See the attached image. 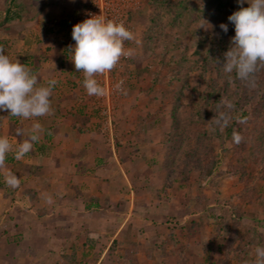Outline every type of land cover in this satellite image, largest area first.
I'll return each mask as SVG.
<instances>
[{
    "label": "crops",
    "instance_id": "1",
    "mask_svg": "<svg viewBox=\"0 0 264 264\" xmlns=\"http://www.w3.org/2000/svg\"><path fill=\"white\" fill-rule=\"evenodd\" d=\"M85 2L0 0V48L37 75L38 86L57 80L51 114L25 119L0 111V136L12 146L0 167V264L65 263L88 239L143 246L153 236L146 235V228L138 234V218L132 219L138 193L151 197V175L162 185V166L150 164L157 156L151 148L153 133L126 132L111 144L114 136L104 131L99 98L86 93L83 73L71 61V30ZM128 109L123 107L122 127L130 126ZM36 120L43 128L40 139L16 160L15 149ZM137 141L142 144L136 146ZM8 172L19 178L17 187L6 184ZM122 198L128 208H121ZM145 226L153 229L149 222Z\"/></svg>",
    "mask_w": 264,
    "mask_h": 264
},
{
    "label": "rangeland",
    "instance_id": "2",
    "mask_svg": "<svg viewBox=\"0 0 264 264\" xmlns=\"http://www.w3.org/2000/svg\"><path fill=\"white\" fill-rule=\"evenodd\" d=\"M186 1L188 9L178 6L167 10V0H129L131 4H127L125 15L134 39L125 41V46L134 49V53L122 61L119 75L124 91L112 107L111 130L105 127L104 131L114 136L111 144H116L118 135L121 137L126 132L132 131L138 136L144 131L153 133L151 148L157 156L152 158L151 165L163 168L172 150L175 152L181 143L191 149L193 158L197 156L212 165V171L205 179L199 178V171H192L189 176L177 175L173 170L163 171L162 185L152 180L155 174L151 175L148 182L151 197L137 191L136 215H132V219H140L135 223L138 234L145 228L146 235L153 232L143 246L123 243L119 246L108 237L93 243L88 239L80 253L64 257L65 263L63 259L58 260V264H255V248L264 246V179L252 160L234 155V142L226 136L224 124L217 123L218 120L223 123L219 115L204 116L202 123H186L190 142L173 141L170 99L175 89L170 78L158 68L162 47L154 42L168 35L176 40L169 55L185 49L191 55L197 48L205 56L212 54L214 50H221L224 39L234 33L227 17L248 4L239 5L237 0ZM88 2L79 11L77 21ZM221 23L228 25L226 33L219 27ZM195 59L191 57V62ZM200 72L198 69L188 72L191 86H200ZM213 76L216 77L215 70ZM191 99V92L184 91L178 105L183 123L192 109H196ZM99 104L103 109L99 108L100 116L105 118L104 103L99 101ZM126 105L129 109L125 117L130 126L122 127V111ZM138 142L136 146L142 144ZM179 153L175 152L172 159L181 168ZM132 175H127L130 182ZM122 199L121 208H128V200ZM179 206L185 207L187 214L177 222L173 215ZM148 222L153 224L151 231L145 226Z\"/></svg>",
    "mask_w": 264,
    "mask_h": 264
},
{
    "label": "clouds",
    "instance_id": "3",
    "mask_svg": "<svg viewBox=\"0 0 264 264\" xmlns=\"http://www.w3.org/2000/svg\"><path fill=\"white\" fill-rule=\"evenodd\" d=\"M240 7L227 17L234 27V36L230 38L229 47L223 53V61L216 60L223 73L235 72L237 78L255 86L254 73L264 66V0H237ZM203 21V20H202ZM204 22V21H203ZM205 23V22H204ZM225 33L228 25H219ZM71 37L75 44L70 46L71 61L77 72L83 73L82 85L90 96L105 95V88L95 76L112 70L122 57H130L134 49L126 47L125 41L134 39V34L122 21L107 19L102 15H89L88 18L73 25ZM57 80L52 78L46 86H38V77L29 68L5 54L0 48V111L25 119L51 114L50 96ZM123 80H118L113 88L123 92ZM231 107V104H228ZM222 115L223 126L227 117ZM43 131L41 123L36 120L31 125L29 136L19 143L14 152L16 160L29 153L34 143L40 139ZM21 129L16 130V135ZM242 137L233 132V140L239 143ZM12 146L6 136H0V167L4 166L6 154ZM8 186L15 188L19 178L12 172L5 177ZM255 264H264V246L255 248Z\"/></svg>",
    "mask_w": 264,
    "mask_h": 264
},
{
    "label": "trees",
    "instance_id": "4",
    "mask_svg": "<svg viewBox=\"0 0 264 264\" xmlns=\"http://www.w3.org/2000/svg\"><path fill=\"white\" fill-rule=\"evenodd\" d=\"M167 1L169 6L166 7L167 10H174L178 6L185 9L189 8L186 0ZM234 34L232 33L231 37ZM231 37L224 39L225 46L221 50H214L213 52L211 50L212 54L206 56L203 55L201 48L195 49L191 55L187 53L186 49L181 53L176 52L169 55L176 44V40L168 35L154 40L156 45L162 47V51L159 53L160 64L158 68L164 71V76L170 78L175 89L170 99L172 104L171 118L174 125L171 138L173 141L180 139L179 141L182 143L190 142L186 123H202L204 116L214 114L222 117L221 114H225L227 117L226 123H224L226 136L232 142H234L233 132L239 133L242 137L239 143H233L234 155L246 161L252 160L258 168V174L264 179V66H261L254 73L255 86L237 78L235 72L223 73L216 60L223 61V53L228 49ZM193 56L196 57L194 63L191 62ZM191 69L201 71L200 86H191L188 83V72ZM214 70L216 77L213 76ZM201 85H204V88ZM186 90L191 92L192 99L190 102L196 109H192L183 123L179 119L178 105L183 97V92ZM229 103L231 104L230 108L228 107ZM176 149L175 152H180L178 156H180L182 167H177L172 159L175 153L172 150L170 159L166 164H163L164 171L173 170L177 175L186 174V176H189L192 171H199V178L202 179L210 175L212 165L205 164V161L197 156L193 158L194 154L190 155L191 149L184 147L181 143H178ZM210 158L213 157L210 156ZM186 167L189 168V171ZM185 214H187V210L182 207L174 213L173 217L179 222Z\"/></svg>",
    "mask_w": 264,
    "mask_h": 264
},
{
    "label": "built area",
    "instance_id": "5",
    "mask_svg": "<svg viewBox=\"0 0 264 264\" xmlns=\"http://www.w3.org/2000/svg\"><path fill=\"white\" fill-rule=\"evenodd\" d=\"M127 4L131 3L129 0H89L88 7L86 11L81 15V18L78 19V22L83 21L88 18L89 15H102L107 19H112L114 21H122L124 25L128 28L127 19H126V8ZM122 57L118 64L110 71H106L103 74H98L95 76L96 80L105 88V95L99 96V101H102L105 106L104 111V125L107 129L111 130L112 126V107L115 103L121 98L123 92H118L113 88V85L121 80L119 75L122 69ZM123 89L124 86L122 85Z\"/></svg>",
    "mask_w": 264,
    "mask_h": 264
}]
</instances>
